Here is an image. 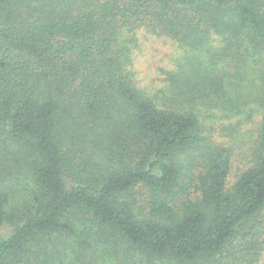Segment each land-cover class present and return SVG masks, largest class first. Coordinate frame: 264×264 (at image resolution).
Here are the masks:
<instances>
[{
	"label": "trees",
	"instance_id": "trees-1",
	"mask_svg": "<svg viewBox=\"0 0 264 264\" xmlns=\"http://www.w3.org/2000/svg\"><path fill=\"white\" fill-rule=\"evenodd\" d=\"M263 209L264 0H0V264H261Z\"/></svg>",
	"mask_w": 264,
	"mask_h": 264
},
{
	"label": "rangeland",
	"instance_id": "rangeland-1",
	"mask_svg": "<svg viewBox=\"0 0 264 264\" xmlns=\"http://www.w3.org/2000/svg\"><path fill=\"white\" fill-rule=\"evenodd\" d=\"M180 51L175 48L168 39L158 38L154 36H146L142 39V49L135 55L134 68L137 72L138 83L146 90H153L161 85L163 76L159 73L161 69H168L172 67L171 59L177 57ZM260 115L255 114L253 120L246 125L245 128L255 129L258 127ZM243 131V128L241 132ZM237 164L234 168V173L238 168L244 167L246 161L240 155L245 148L244 143L237 144ZM184 152H178V159L183 157ZM239 164V165H238ZM238 165V166H237ZM264 214V209L263 212ZM264 264V257L261 261Z\"/></svg>",
	"mask_w": 264,
	"mask_h": 264
}]
</instances>
